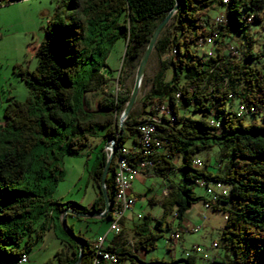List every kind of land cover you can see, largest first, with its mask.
I'll return each mask as SVG.
<instances>
[{
	"label": "trees",
	"instance_id": "16d2710c",
	"mask_svg": "<svg viewBox=\"0 0 264 264\" xmlns=\"http://www.w3.org/2000/svg\"><path fill=\"white\" fill-rule=\"evenodd\" d=\"M178 1V10L154 44L158 65L149 87L121 125L119 116L131 90L125 94L116 90L122 83L120 76L115 92L104 89L109 82L102 73L107 67L105 58L121 39L125 43L121 69L135 70L155 26L173 9L175 0H63L67 12L63 16L56 12L46 22V36L35 50L37 65L32 71H20L30 95L24 102L8 103L0 122L3 264H15L23 253L29 254L52 223L54 227L60 225L66 208L76 210L53 199L51 193L62 177V157L78 153L94 137L101 139V146L91 172L97 189L91 211L104 209L100 176L107 156L105 144L114 140V148L119 150L130 140L127 158L137 165L146 157L138 127L161 103L172 114L169 119L162 116L157 125V134L166 143L151 154L147 174L167 178L169 171L176 170L184 182L166 189L157 229L162 230V220L169 213L179 219L181 227L192 203L208 199L193 192L199 181L205 188L214 182L225 184L229 189L224 187L221 196L211 195L217 197L211 201V209L224 211L221 240L228 253L222 258L213 256L210 264H264V65L258 64L264 54L259 49L264 45L259 41L264 31V0ZM215 6L224 7L221 23L208 13ZM207 41L211 52L204 51L199 57L193 48ZM167 51L170 57L161 59ZM168 69L172 74L166 80ZM98 92L102 95L92 108L86 94ZM221 145L230 158L222 173L196 168L195 157L200 151ZM113 172L112 159L105 186L111 201L115 197ZM223 203L228 207H221ZM68 215L76 217L69 213L65 217ZM110 215L111 211L106 217ZM145 226L134 232L140 234ZM60 230L62 247L53 259L56 264H74L79 246ZM157 234L142 236L139 248H154ZM170 235L167 243L172 242ZM76 239L83 245L80 264H88L92 244L79 235ZM105 248L117 254L115 260L129 258L132 264L196 262L192 252L184 259L164 262L139 258L134 253L137 249L129 250L127 243ZM105 254L99 253V261L110 264Z\"/></svg>",
	"mask_w": 264,
	"mask_h": 264
},
{
	"label": "rangeland",
	"instance_id": "374dc122",
	"mask_svg": "<svg viewBox=\"0 0 264 264\" xmlns=\"http://www.w3.org/2000/svg\"><path fill=\"white\" fill-rule=\"evenodd\" d=\"M65 7L63 0H11L0 5V122L4 119L3 109L6 108L8 103L14 100L24 102L29 97L30 92L22 81L20 71L34 70L37 65L35 50L46 36V22L56 12L63 16L67 12ZM223 11V6H215L208 13L213 19L218 13ZM259 38L260 42L264 41V31L261 30ZM209 42L193 48L195 54L203 57L204 51L211 52L209 50L212 46ZM259 49L264 53V45ZM124 50L125 43L123 40L118 39L105 58L107 67L102 69V73L109 78L108 85L104 87L106 91L115 92V84L119 76L122 78V83L121 86H117L118 92L123 91L125 94L127 91L132 90L136 69L133 71L128 68L121 69ZM167 57H170L169 51L163 54L161 59ZM258 64L264 65V54L259 58ZM157 65L158 61L153 51L149 55L135 104L137 99L141 98L147 91ZM171 74L172 70L168 69L165 72V79H170ZM101 95V92L86 94L90 107L96 108V100ZM41 108L43 109L44 105H41ZM232 109L237 110V107L233 106ZM244 121L248 122L249 119ZM100 141V138L94 137L78 153L67 154L62 157V177L52 189L51 197L53 199L60 200L62 203H69L76 211L91 210L93 200L97 198V189L94 186L91 172L96 165L97 156L100 155ZM129 145L130 140L123 144L124 147ZM196 158L201 162L198 168H204L211 173L217 172L219 174L222 173L226 165H229L230 160L229 155L226 153V148L222 145L204 149L196 155ZM183 182L181 172L176 170L169 171L167 178L151 174L137 177L133 187L138 195L137 201L123 216L121 226L124 225L125 229L116 238L124 239L129 250L134 251L133 246L136 245L137 250L134 253L139 258L144 260L157 258L164 260V262H169L173 259L180 260L185 258V251H190L193 245H200L204 247L207 257L191 251L195 256V264H210L213 256L222 258L225 253H228V250L224 249L225 247L221 240L225 220L224 211L221 208L205 209L203 207V199L192 203L183 218L187 222L186 226H200L199 232L186 231L184 229L186 226L179 227V219L173 217L171 213L163 218L162 230L159 231L157 229L156 221L163 214L160 202L165 195L163 194L164 189L169 188L172 184L182 186ZM209 186L211 188V184ZM224 187L227 190L229 189L225 184L224 186L222 184L219 186L218 183L216 188L210 190V197L221 194ZM206 188L208 187L206 186ZM206 188L194 185L192 190L196 196L208 198L209 196L205 191ZM151 198H154L157 202L151 203ZM222 206L228 207V204L223 203L221 204ZM137 214H140L142 218L136 220ZM202 214L205 218L202 217ZM131 216L133 219H131ZM66 223L73 228V232L76 235L80 231L83 238L91 244L98 233H106L109 230L111 220L106 216L101 218H76L68 215ZM136 223L138 225H135ZM144 224L146 228L141 229L139 231L140 234L134 232L136 229L143 228ZM167 224L170 227H167ZM60 229H64L61 223L55 227L52 223L50 228L45 230L40 242L30 251L29 261L25 264H49L48 262L56 264L53 259L54 254L62 247L61 239L63 235ZM177 230L179 231V239L167 243V238L171 232ZM149 232L158 233L154 248L148 247L147 250L139 248L141 246L139 244L140 238L148 235ZM113 236V232H108V238ZM214 241L218 242V247H212ZM107 243L105 242V245ZM129 260V258H122L118 261L113 260V264H132ZM0 264H3L1 260Z\"/></svg>",
	"mask_w": 264,
	"mask_h": 264
},
{
	"label": "built area",
	"instance_id": "2783aa9c",
	"mask_svg": "<svg viewBox=\"0 0 264 264\" xmlns=\"http://www.w3.org/2000/svg\"><path fill=\"white\" fill-rule=\"evenodd\" d=\"M2 5V2H0ZM224 19L222 13H218L214 20L216 23H221ZM209 41V40H208ZM208 41L206 43H208ZM232 49V48H231ZM235 52V51H234ZM118 88L116 87V90ZM119 90V89H118ZM171 112L168 109V106L165 103L158 105L156 113L154 115H149L145 118L144 122L138 127L140 132V146L143 150V154L146 156L144 159L139 161L137 165H133L127 157L130 156V150L127 147H120V150H115L113 156L114 172H113V183L120 184L118 201H117V212L113 213L111 217L110 228L108 231L118 234L122 231L121 220L125 215L126 211L131 209L136 201V197L131 193V186L135 177L138 175H145L148 172V169L151 168L152 162L149 160L151 154L162 147L163 143H166V140L159 138L157 134V125L161 123L160 118L162 116L167 117L168 119L171 116ZM113 141H109L108 145L113 144ZM105 151L109 156L110 150L105 146ZM196 158V157H195ZM201 165V162L198 158L195 159V166L198 168ZM201 186V181H199ZM218 182L211 184V188H206L205 191L208 194V199L203 203L205 209H211V201H215L217 197H210V190L216 188ZM223 195V194H222ZM221 196V195H219ZM139 216V215H138ZM137 216V217H138ZM202 217L205 216L202 214ZM202 218V219H203ZM186 231L197 233L200 231V226L194 227V225H189L185 227ZM179 231H175L170 235L171 241L179 239ZM105 234L96 237L93 242L92 248L93 253L91 259H89L88 264H91L92 260L99 259V252H105L106 256H111L110 264H113V260L117 257V254L114 251L107 250L105 248ZM212 247H217V243L214 241ZM193 251L196 254H202L203 257H207V254L204 252V247L200 245H193L190 251H185L184 255L188 256L189 253ZM29 254L23 253L21 261L15 262V264H25L28 262Z\"/></svg>",
	"mask_w": 264,
	"mask_h": 264
},
{
	"label": "water",
	"instance_id": "95a60500",
	"mask_svg": "<svg viewBox=\"0 0 264 264\" xmlns=\"http://www.w3.org/2000/svg\"><path fill=\"white\" fill-rule=\"evenodd\" d=\"M178 6H179V1L175 0V6L173 7V9L169 10V12L163 18V20L159 24H157V26H155V28L152 32L151 39H149V42H148V45L144 51V54H142L141 59H140L139 64H138V67L136 68L135 82L133 83V87H132V90L130 93V97L127 100L125 109L123 110V112L120 113V116H119L120 125L122 124V122H124V120L126 119V117L129 114V112H131L132 109L134 108L136 98L138 97L140 84L142 83V80H143L144 70L147 66V61H148L149 55L152 53L154 44H155L156 40L159 38L160 33L162 32L164 27L170 21V18L172 17L173 13L176 10H178ZM105 146L108 147V149L110 150V153H109V156L108 155L106 156L104 168H103V171L101 172V176H100V188H101V191H102L103 197H104V200H103L104 201V209L101 212L91 211V210L89 212H78L76 210L66 208L64 210L63 214H61V224L64 228L63 229L64 232L70 238L75 240V242L79 246V255H78V258L76 259V261L74 262V264H80V262H81L82 254H83V245L81 242H79L76 239V234H74L73 232H71L69 230L70 228L66 223L65 215L69 213V214L75 215L76 217H82V218H85V217H91V218L99 217L100 218V217H105L107 215V213L110 211L111 199L107 193V189L105 186H106L107 174H108V171L110 170V165H111L113 156L115 154V148H114L113 144L108 145V143H106Z\"/></svg>",
	"mask_w": 264,
	"mask_h": 264
},
{
	"label": "crops",
	"instance_id": "0c3cea01",
	"mask_svg": "<svg viewBox=\"0 0 264 264\" xmlns=\"http://www.w3.org/2000/svg\"><path fill=\"white\" fill-rule=\"evenodd\" d=\"M147 175H148V174H147ZM138 176H140V175H138ZM138 176H137V177H138ZM137 177H135V179H134V181H133V184H132V186H131V193L136 197V201H137V196H138V195H137L136 192L134 191L133 187H134V183H135V181H137ZM220 188H222V187H220ZM166 189H167V188L164 189V193H163V194L166 193V191H167ZM224 190H225V189H224ZM151 200H152V203L157 202V200H155L154 198H151ZM134 204H135V202H134ZM138 215H140V214H137V216H138ZM137 216H136V220L141 218V217L138 218ZM140 216H141V215H140ZM85 218H86V217H85ZM96 218H99V217H96ZM100 218H101V217H100ZM108 218H109V217H108ZM125 218H126V217H125ZM109 219H110V218H109ZM131 219H133L132 216H131ZM110 220H111V219H110ZM180 224H181V226L183 227V226H186L187 222H186V220H182V222H181ZM135 225H138V224L136 223ZM123 229H125V228H124V225L122 226V231H123ZM122 231H121V232H122ZM108 232H110V231L107 230L106 233H98V234H97V237L105 234V241H104V244H105V242H108L107 245L111 244L112 246H114V247H116V248H119V247H121V245L126 244V241H125L124 239L116 238L117 235H115V234H114V236H113L112 238H108ZM77 235L83 237V235L81 234L80 231H78V234H77ZM95 239H96V238H95ZM95 239L92 240V242H91L92 245H93V242H94ZM107 240H108V241H107ZM92 245H91V248H92ZM107 245H105V246H107ZM135 248L137 249V247H135ZM135 248H134V249H135ZM29 258H30V254H29ZM29 258H28V261H29ZM142 259H143V258H142Z\"/></svg>",
	"mask_w": 264,
	"mask_h": 264
},
{
	"label": "bare ground",
	"instance_id": "6f19581e",
	"mask_svg": "<svg viewBox=\"0 0 264 264\" xmlns=\"http://www.w3.org/2000/svg\"><path fill=\"white\" fill-rule=\"evenodd\" d=\"M114 142H113V145H114ZM114 185H115L114 186L115 187V197H114L113 201H110V211H111L110 219L113 216V213H116L117 212V201H118V193H119V186H120V184H114ZM219 186H220V184H219ZM99 253L101 254V252H99ZM22 257H23V255L21 257H19V259L17 260V262L18 261H21ZM105 257L107 259L106 261H110L111 260V256H106V254H105ZM93 264H101V262L99 261V259H97V260H93Z\"/></svg>",
	"mask_w": 264,
	"mask_h": 264
},
{
	"label": "clouds",
	"instance_id": "9594fccd",
	"mask_svg": "<svg viewBox=\"0 0 264 264\" xmlns=\"http://www.w3.org/2000/svg\"><path fill=\"white\" fill-rule=\"evenodd\" d=\"M225 217V216H224Z\"/></svg>",
	"mask_w": 264,
	"mask_h": 264
}]
</instances>
